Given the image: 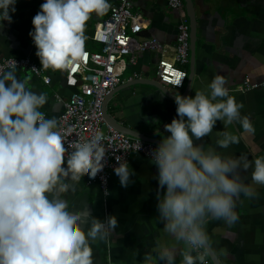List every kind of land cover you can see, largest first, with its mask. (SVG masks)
<instances>
[{"label":"clouds","instance_id":"obj_1","mask_svg":"<svg viewBox=\"0 0 264 264\" xmlns=\"http://www.w3.org/2000/svg\"><path fill=\"white\" fill-rule=\"evenodd\" d=\"M16 5L17 0H0V29L4 21L13 22ZM109 7L110 0H43L29 30L43 69L73 70L83 60L86 22L93 12ZM175 83L182 84L180 74ZM227 84L217 74L208 92L176 94L177 115L164 124L168 134L151 150V163L158 169L157 219L167 235L184 245L179 264H206L208 222L235 224L240 194L257 195L241 170L251 168L253 184L264 186V155L249 159L217 150L240 143L241 135L227 130L234 122L242 134L256 131ZM47 101L46 93L34 91L18 76L14 57L0 64V264H95L92 243L109 238L119 224L117 216H85L56 188L58 177L69 173L95 178L105 167L110 146L99 128L86 138L70 140L73 129H61L56 117L47 118L41 111ZM218 120L225 130L206 149L196 141L209 137ZM116 160L114 172L127 187L134 171L121 156ZM153 253L163 264H177L176 245L158 241L145 253L143 264H157Z\"/></svg>","mask_w":264,"mask_h":264},{"label":"crops","instance_id":"obj_2","mask_svg":"<svg viewBox=\"0 0 264 264\" xmlns=\"http://www.w3.org/2000/svg\"><path fill=\"white\" fill-rule=\"evenodd\" d=\"M130 1L132 13L147 20L146 28L134 37L138 41L156 38L169 57L175 43L179 13L169 9L166 0ZM192 1L197 37L192 64L194 74L185 95H195L198 90L208 92L207 86L215 75L225 76L230 94L243 103L241 112L251 118L256 131L252 135L242 134L241 126L234 122L227 130L241 135L240 143L226 149L217 146V150L233 157L246 154L249 159L264 155V0ZM38 7L39 0H17V11L12 13L13 22L4 21L5 26L0 29V60L29 55L42 67L29 36V30L34 27L32 18ZM108 15L109 8L101 13L93 12L86 22L87 40L99 48L100 44L94 42L91 36L95 24ZM158 60L159 52L153 50L144 51L134 64L125 56L119 57L120 76L125 79L137 76L131 81L157 80ZM189 66L190 52L189 62L184 66L187 73ZM43 70L50 77L49 84L26 69H19L18 76L26 78L28 87L34 91L47 94L48 101L41 111L47 118H58L63 101L76 90L78 82L68 77L66 71ZM245 80L255 87L245 91L232 90ZM166 88L174 95H180L185 82L180 89ZM176 107L175 99L166 97L147 81L121 88L107 102L108 112L118 123L160 140L168 134L164 124L177 115ZM156 120L159 122L156 123ZM223 130L225 126L218 120L213 133L196 142L203 143L206 149L213 147L217 132ZM128 166L134 171L131 182L124 187L119 177L112 174L108 196L102 194L98 183L87 173L80 178H74L70 173L58 177L56 191L79 207L85 216L89 212L101 219L110 214L117 216L119 224L109 238L92 243L95 264H143L145 253L152 252L158 241L168 246L176 245L179 264L184 245L167 235L163 223L157 219L156 165L140 154H133ZM251 171V168L247 172L241 170V176L245 183L256 188L257 195L249 198L240 194L237 201L239 221L228 225L224 220L213 219L207 224L209 247L220 264H264V186L253 184ZM153 259L157 264H163L154 253Z\"/></svg>","mask_w":264,"mask_h":264},{"label":"built area","instance_id":"obj_3","mask_svg":"<svg viewBox=\"0 0 264 264\" xmlns=\"http://www.w3.org/2000/svg\"><path fill=\"white\" fill-rule=\"evenodd\" d=\"M43 0H39V6ZM167 6L179 13L176 24L175 43L171 55L165 54L163 45L156 38L138 41L134 36L146 28L147 20L139 14H133L130 0H114L110 2L109 15L106 19L97 22L94 26L91 39L100 44L99 51H89L84 48L83 60L74 66L73 70L66 71L68 77L77 80L76 90L63 101V109L57 118L59 127H71L73 134L69 139L88 137L92 130L99 128L105 132V144L109 145L105 167L93 178L99 185L104 196L105 189L109 193V180L118 164L116 156L129 161L133 154H140L151 160V150L157 145L129 136L108 126L102 115L104 98L118 85L126 80L119 72L118 58L125 56L132 64L146 50L159 52L157 63V81L163 86L182 88L187 78L184 68L189 62V24L184 11L183 0H166ZM39 10V7H38ZM33 46L35 44L33 43ZM13 57L3 58L0 64L6 63ZM18 62V70L26 69L35 76L42 78L49 84L50 77L32 56L14 57ZM175 73L182 77V84L175 83ZM255 85L245 80L236 86L234 91H245ZM46 115V114H45ZM67 146V145H66ZM108 196V195H107ZM199 251H204L200 249ZM195 254V253H194ZM206 264H213L206 252Z\"/></svg>","mask_w":264,"mask_h":264},{"label":"water","instance_id":"obj_4","mask_svg":"<svg viewBox=\"0 0 264 264\" xmlns=\"http://www.w3.org/2000/svg\"><path fill=\"white\" fill-rule=\"evenodd\" d=\"M184 2V9L186 12V16L188 19V24H189V35H190V39H189V52H190V66L188 67V73H187V78L185 81V88L184 91L182 92L181 95H185L187 92V89L189 87V84L192 81L193 78V60H194V53H195V49H196V17H195V9H194V5H193V1L192 0H183ZM144 82L147 81L150 84H153L154 86H156L166 97L170 98V99H175V95L170 92L165 86H163L162 84H160L157 80H142V79H134V80H130L127 82H124L120 85H118L116 88H114L103 100L102 103V115L103 118L106 122V124L110 127H112L113 129L122 132L124 134H127L129 136L132 137H136L145 141H150L153 142L155 144H158L160 139L151 137L147 134H144L142 132L133 130V129H129L126 126L121 125L120 123H118L112 116L111 114L108 112L107 109V102L109 101V99L112 98V96L118 92V90H120L121 88L127 87L130 84H133L135 82ZM207 253L209 258L211 259L213 264H220L216 255L213 253V251L211 250V248L209 247V244L207 246Z\"/></svg>","mask_w":264,"mask_h":264},{"label":"rangeland","instance_id":"obj_5","mask_svg":"<svg viewBox=\"0 0 264 264\" xmlns=\"http://www.w3.org/2000/svg\"><path fill=\"white\" fill-rule=\"evenodd\" d=\"M90 43V44H89ZM100 46V45H99ZM84 47L86 48V49H88L89 51H99L100 50V48L97 46V45H95L94 46V44H92L91 42H89L87 39L85 40V45H84Z\"/></svg>","mask_w":264,"mask_h":264},{"label":"snow or ice","instance_id":"obj_6","mask_svg":"<svg viewBox=\"0 0 264 264\" xmlns=\"http://www.w3.org/2000/svg\"><path fill=\"white\" fill-rule=\"evenodd\" d=\"M175 76L178 77L179 76V73H175Z\"/></svg>","mask_w":264,"mask_h":264}]
</instances>
